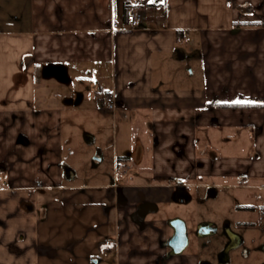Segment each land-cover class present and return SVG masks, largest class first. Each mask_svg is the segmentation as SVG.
<instances>
[{
  "label": "crops",
  "instance_id": "crops-1",
  "mask_svg": "<svg viewBox=\"0 0 264 264\" xmlns=\"http://www.w3.org/2000/svg\"><path fill=\"white\" fill-rule=\"evenodd\" d=\"M134 11L143 13V21L130 30L126 18ZM186 51L201 63L196 81L194 73L181 76V68L171 82L159 79L156 70L165 74L178 56L186 59ZM96 60L111 68L107 98L152 117V170L130 168L137 182L131 188L150 190L165 203L173 200L178 181L192 200L191 189L209 186L264 192V0H0V178L6 180L0 187V264H101L113 250L117 264H202L198 254H185L190 240L182 254L168 255V217L137 223L134 205L125 209L119 200L100 211L104 223L81 231L76 223L67 243L55 228L57 209L41 218L38 198L53 186L46 185L48 158L59 151L61 112L42 109L35 78L50 66L72 81L73 70ZM241 139L245 155L237 151ZM144 159L142 150L137 164ZM60 167L49 173L58 184ZM114 185V191L123 186ZM262 207L246 208L257 210L262 222ZM98 214L82 222L100 221ZM176 216L190 231L184 217L171 220ZM112 219L118 220L115 228ZM102 238L109 245L100 259L91 245Z\"/></svg>",
  "mask_w": 264,
  "mask_h": 264
},
{
  "label": "rangeland",
  "instance_id": "rangeland-1",
  "mask_svg": "<svg viewBox=\"0 0 264 264\" xmlns=\"http://www.w3.org/2000/svg\"><path fill=\"white\" fill-rule=\"evenodd\" d=\"M182 47L189 48L186 44ZM193 55L194 53H188L186 59L175 61L172 65L169 64L170 66L163 70L165 74L156 70L159 74L158 78L169 83L174 74L176 75L178 68H181L183 72L181 76L186 78L188 74L194 73L195 76H191V80L195 82L198 66L201 63L193 59ZM172 69L174 71H171ZM172 72H174L173 76H171ZM33 90L36 99H41L42 109L61 112L57 122L60 137L59 151L54 149L50 153L51 156L54 153L55 155L48 158L46 183V185H53L51 186L53 188L59 186L60 188L47 190L42 199L38 198V205L46 208L50 214L57 209V215L53 218L57 219L55 228L62 231V242L67 243L70 240L69 232L72 228L74 229L76 223L79 224L75 227L78 231L94 223L97 225L104 223L105 217L100 214V211L104 210L105 206L112 208L115 200L134 206L143 201H152L165 212L160 215L158 212L151 213L147 221H154L153 218L160 219L161 217L159 222L165 223L167 217L170 221V217L179 215L188 222L190 245L185 254L196 253L201 256L202 260L217 263L220 253L225 250L228 243L223 227L229 223L235 233L245 238L246 241L242 246L230 252L227 264H264V251L260 249L262 240L259 238L262 234L260 214L257 210L245 209L251 205H264V192H257V196H252L249 191L217 189L216 197L209 198L207 190L191 189L194 195L192 202L182 205L172 201L165 203L162 196L155 198L149 192L150 190L130 187L137 182L133 181L134 179H131L129 175L124 177V172L128 168L148 172L152 170L151 157L154 140L152 117L148 110L120 108L115 99L114 111L108 110L106 99L112 91L110 65L102 60L83 64L72 71V81L69 84L61 83L54 78L45 79L41 73L40 77L35 78ZM38 103L36 106L39 105ZM85 134L94 137L93 144L85 141ZM51 135L48 131L45 136L49 139ZM245 145L246 139H241L238 154H246ZM137 146L142 148L143 157L145 156V161L140 166L137 162L135 164L130 162L131 164H128L130 166L127 167L121 162L116 164L115 160L118 157L126 156L128 151L133 152ZM97 155L101 161L95 163L94 159ZM57 165L64 166L61 168L60 184L49 174L54 171L50 168H56ZM66 169H70L74 174L71 179L67 178ZM215 181L226 183L219 179ZM5 183L6 180L0 178V187H4ZM115 183L123 185L119 198H115L117 191L112 189ZM91 213L94 215L99 213L100 221L95 218L90 223L88 220L82 222L86 217L88 219L87 215ZM173 219L182 218L176 216ZM241 222L254 224V227L244 229L239 225ZM201 223L215 224L219 231L205 238L197 237L194 230ZM163 224L160 225L164 226ZM105 230L103 228L100 232ZM92 247L98 249L97 245H91ZM101 264H117L116 250L111 251L106 261Z\"/></svg>",
  "mask_w": 264,
  "mask_h": 264
},
{
  "label": "flooded vegetation",
  "instance_id": "flooded-vegetation-1",
  "mask_svg": "<svg viewBox=\"0 0 264 264\" xmlns=\"http://www.w3.org/2000/svg\"><path fill=\"white\" fill-rule=\"evenodd\" d=\"M59 76H62L61 78H63L64 75L61 74ZM114 109H113V111H114ZM138 147L140 148V146H138ZM136 154L137 153H135V150L133 152L129 151V152H127L126 156L129 157L130 159L132 158V160H115V162H116L117 165L119 164V162H121L126 167L130 166V165H128V164H130V162L135 164L138 161V160H134L135 158H137ZM98 156L99 155H97L96 158H99ZM126 156L125 157L122 156L120 158H126ZM96 158L94 159L95 163H98V162L101 161V160H96ZM62 167L64 168L63 165H61L60 168H62ZM130 168H128L124 172V175H128V173L130 172ZM73 175L74 174L72 173V171L70 169H66L67 178L71 179ZM179 186L180 187L184 186V182L178 181L176 183L175 195H174V198H173L172 202L176 203V204H182V205H185V204H188V203L192 202V200L190 202H188V203H186L185 201H182V197L184 196V193L181 192L180 190H179V192H180L179 195L176 194L177 188ZM113 187H115V185H113ZM212 187L213 186H209L207 188V193H208V197L209 198H215L216 197V192L211 189ZM51 188L52 189H57L58 187H54V188L51 187ZM209 189H211V190L208 192ZM116 191H117V195L120 194V189L119 188ZM119 204L122 205L123 208H125V209H126V207L130 206L128 204H122V203H119ZM30 207L32 209H28ZM130 209L132 211V213H131L132 218L135 221L136 220H140L144 215H145V217H144V220H145L148 217V215H150L151 213L159 211V207L156 204H154L152 201H143L142 203H139L138 205L133 206ZM246 209L250 210L249 208H246ZM26 210L30 211V212H33L34 207H32L31 205H28L26 207ZM48 214H49V212H48V210L46 208H42L41 209L40 215H42L41 218L43 220H47L48 219ZM112 222H113L112 223V227L115 228L117 226L116 223L118 222V220H116V219L113 220L112 219ZM142 222H144V221H142ZM239 225H241L244 229H251L252 227H254V224L246 223V222H241ZM214 226L217 228V232H218L219 231L218 227L215 224H214ZM179 227H180L179 224H176V228L179 229ZM261 230H262V227H261ZM223 231H224V234H225V236L227 237V240H228V243H227V246H226L225 249L229 248V254H230V252L233 249L242 246L245 243V241H246L245 238H243L239 234L235 233V231L231 228V225L229 223L225 224V226L223 227ZM188 234L190 235L189 231H188ZM203 238H205V237H203ZM259 238L262 240L260 249L262 251H264V231L263 230H262V234H261V236ZM189 240H190V237H189ZM90 242H93V241H90ZM253 242H256V240H253ZM94 244L97 245L99 250H100L99 251V258L100 259L103 258V253L105 251L104 247L109 245V240L103 239V238L102 239H98V240L95 241ZM182 244H183L182 235L178 234V236L174 237V229H173V232H172L171 236L164 242L163 245L166 246V248L168 249V255H172L173 252H178L180 250ZM93 262L94 263H98V260L97 259H95V260L93 259ZM228 262H229V260H228ZM228 262H226V263L222 262L220 260V257H219L217 263H213L212 261L203 260L202 264H227Z\"/></svg>",
  "mask_w": 264,
  "mask_h": 264
},
{
  "label": "water",
  "instance_id": "water-1",
  "mask_svg": "<svg viewBox=\"0 0 264 264\" xmlns=\"http://www.w3.org/2000/svg\"><path fill=\"white\" fill-rule=\"evenodd\" d=\"M178 57H179V60L180 59H182V60L185 59V56H183V55L182 56L180 55ZM21 67L23 68V64H22ZM52 74L48 78L54 77L59 82L66 83V84H68L71 81L70 78L69 79L68 78L67 79H65V78L63 79V78H61L62 76H59L58 74H55V73H52ZM84 139H85V141L88 144H93L94 143V137H92V136H90L88 134L84 135ZM140 152L142 153V148L141 147L139 148L137 146V148L135 149V153H137L136 157H138ZM96 160H101V159L100 158H96ZM134 160H136V158ZM211 189L216 192V189L214 187H212ZM211 189H209L208 192ZM179 190L184 193V196L182 197V201H185L186 203H188V202H190L192 200V196L186 190L185 186H181V187L179 186L177 188V191H176L177 195H179V193H180ZM28 209H32V208L30 207ZM144 217H145V215L140 220H136V222L137 223H142V221H144ZM169 224L174 229V237L178 236V234L182 235V237H183V244H182L180 250L178 252H173L172 255L182 254L184 252V250L189 245V234H188V228L186 226V223L183 220H181V219H174V220H170ZM176 224H179V226H180L179 229L176 228ZM216 233H217V228L212 223H201L197 227V230H196V235L198 237H200V238L208 237V236L214 235ZM219 257H220V260L222 262H224V263L228 262V260H229V248H227L224 251H222L220 253Z\"/></svg>",
  "mask_w": 264,
  "mask_h": 264
},
{
  "label": "built area",
  "instance_id": "built-area-1",
  "mask_svg": "<svg viewBox=\"0 0 264 264\" xmlns=\"http://www.w3.org/2000/svg\"><path fill=\"white\" fill-rule=\"evenodd\" d=\"M126 20H127V23L129 25L130 30H135V29L139 28L140 25L142 24L143 14L141 12H138V11L131 12L130 14H128ZM112 28L114 30L118 29V23L113 22ZM106 104H107V107L109 110H113L115 108V101L111 97H108L106 99ZM261 227H262V230L264 231V218L262 220Z\"/></svg>",
  "mask_w": 264,
  "mask_h": 264
},
{
  "label": "trees",
  "instance_id": "trees-1",
  "mask_svg": "<svg viewBox=\"0 0 264 264\" xmlns=\"http://www.w3.org/2000/svg\"><path fill=\"white\" fill-rule=\"evenodd\" d=\"M262 24V23H261ZM179 32H178V38H179ZM50 66H46L45 68H46V70H45V72H44V77L46 78V79H48V77H50L51 76V74H50V70H48V68H49ZM55 70L57 69V68H54ZM60 70H61V68H59ZM58 70V69H57ZM59 75H61V74H59ZM64 79V78H63ZM209 106H213V105H209ZM218 107H220V108H229V107H233V108H235V107H238V105H218ZM121 158H119V160H120ZM261 211H262V213H264V207H262V209H261Z\"/></svg>",
  "mask_w": 264,
  "mask_h": 264
}]
</instances>
